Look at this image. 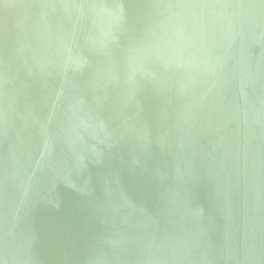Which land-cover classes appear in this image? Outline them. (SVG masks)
I'll return each mask as SVG.
<instances>
[{
    "label": "water",
    "instance_id": "water-1",
    "mask_svg": "<svg viewBox=\"0 0 264 264\" xmlns=\"http://www.w3.org/2000/svg\"><path fill=\"white\" fill-rule=\"evenodd\" d=\"M0 264H264V0H0Z\"/></svg>",
    "mask_w": 264,
    "mask_h": 264
}]
</instances>
